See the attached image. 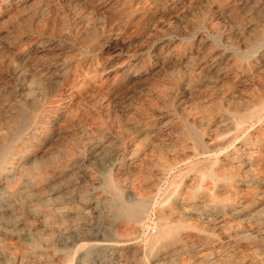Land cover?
Here are the masks:
<instances>
[{"label": "rangeland", "instance_id": "374dc122", "mask_svg": "<svg viewBox=\"0 0 264 264\" xmlns=\"http://www.w3.org/2000/svg\"><path fill=\"white\" fill-rule=\"evenodd\" d=\"M263 108L264 0H0V264H264Z\"/></svg>", "mask_w": 264, "mask_h": 264}, {"label": "bare ground", "instance_id": "6f19581e", "mask_svg": "<svg viewBox=\"0 0 264 264\" xmlns=\"http://www.w3.org/2000/svg\"><path fill=\"white\" fill-rule=\"evenodd\" d=\"M264 109V108H263ZM255 113L256 112H254V110H252V111H250V112H247V113H243V114H240L239 116H238V118H237V124H238V126L237 127H239V126H242V125H244L251 117H253L254 115H255ZM256 115H258V114H256ZM199 139V138H198ZM203 141V140H202ZM227 141V140H226ZM4 145V144H3ZM204 145V144H203ZM8 147V146H7ZM3 149V148H2ZM3 151H5V149L3 150ZM6 152V151H5ZM3 154V153H2ZM6 155V154H5ZM1 156V155H0ZM5 157L6 156H4V159H5ZM7 158V157H6ZM3 164V163H2ZM3 166V165H2ZM190 168V167H189ZM1 171V170H0ZM228 175H229V173H228ZM202 177H203V175H202ZM222 178V177H221ZM232 178H233V176H232ZM222 179H224V178H222ZM228 180L230 179V177H228L227 178ZM234 182V181H233ZM233 182H231V183H233ZM226 183V182H225ZM228 183H230V182H228ZM227 184V183H226ZM228 185V184H227ZM231 185V184H230ZM119 188H120V186H118ZM198 187H199V185H198ZM114 188V187H113ZM120 193H119V198L121 199L120 201H121V205H120V219H124V220H126V221H129V222H131V223H134L135 225H137V223L140 221V219H141V217L143 216V213H144V211H145V209H146V204H147V202L146 201H140V202H130V201H126L125 199H123L122 200V194H121V191L119 190V189H117ZM196 190H197V188H196ZM196 193V192H195ZM197 194V193H196ZM142 199V198H141ZM229 199V198H228ZM227 200V199H226ZM232 202H234L235 201V199H234V201H233V198H232V200H231ZM173 203H174V201H173ZM231 205V204H230ZM230 205H228V206H230ZM215 206V205H214ZM225 207V206H224ZM164 208V207H163ZM214 209H215V207H214ZM213 209V210H214ZM215 211V210H214ZM115 218V217H114ZM120 223V222H119ZM121 224V223H120ZM132 225V224H131ZM131 227V226H130ZM177 227V226H176ZM161 235L163 236V233L162 234H160V237H161ZM247 235V234H246ZM244 236H245V234H244ZM157 237H158V239H159V234H157V236L155 237V240H157ZM176 237V236H175ZM173 240V239H172ZM176 240V239H175ZM170 242V241H169ZM119 243V242H118ZM130 243V242H129ZM122 245V244H121ZM168 245V244H167ZM125 246V245H124ZM120 251V250H119ZM230 255V254H229ZM228 255V256H229ZM233 257V256H232ZM234 258V257H233ZM225 259V258H224ZM228 259V258H227ZM239 259V258H238ZM237 259V260H238ZM230 261V260H229ZM210 262V261H209ZM221 261H219V263H220ZM213 263V262H212ZM218 263V264H219ZM208 264V263H207ZM214 264V263H213Z\"/></svg>", "mask_w": 264, "mask_h": 264}]
</instances>
